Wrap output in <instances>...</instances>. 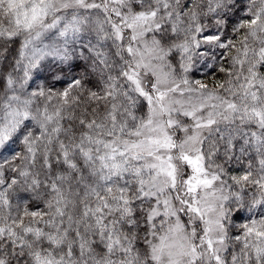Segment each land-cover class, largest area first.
<instances>
[{"label":"snow or ice","instance_id":"snow-or-ice-1","mask_svg":"<svg viewBox=\"0 0 264 264\" xmlns=\"http://www.w3.org/2000/svg\"><path fill=\"white\" fill-rule=\"evenodd\" d=\"M0 264H264V0H0Z\"/></svg>","mask_w":264,"mask_h":264},{"label":"rangeland","instance_id":"rangeland-1","mask_svg":"<svg viewBox=\"0 0 264 264\" xmlns=\"http://www.w3.org/2000/svg\"><path fill=\"white\" fill-rule=\"evenodd\" d=\"M193 76H194V78H198V79H204L205 80V82H211V77H210V75L209 76H205L203 73H201V72H196V73H194L193 74Z\"/></svg>","mask_w":264,"mask_h":264},{"label":"trees","instance_id":"trees-1","mask_svg":"<svg viewBox=\"0 0 264 264\" xmlns=\"http://www.w3.org/2000/svg\"><path fill=\"white\" fill-rule=\"evenodd\" d=\"M211 77V76H210ZM211 79H212V77H211Z\"/></svg>","mask_w":264,"mask_h":264}]
</instances>
